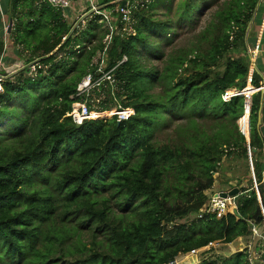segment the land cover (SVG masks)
I'll return each mask as SVG.
<instances>
[{
  "label": "trees",
  "instance_id": "obj_1",
  "mask_svg": "<svg viewBox=\"0 0 264 264\" xmlns=\"http://www.w3.org/2000/svg\"><path fill=\"white\" fill-rule=\"evenodd\" d=\"M110 1L104 0L107 4L100 9L116 5ZM154 3L132 12L137 20L134 34L121 31L117 17L120 31L112 35L104 51L108 32L100 15L91 13L83 19L85 28L80 24L72 28L62 10L46 0L13 1L15 27L8 38L14 50L21 47L16 56L26 62L37 58L48 67L34 77L26 66L14 72L25 77L21 86L14 85L8 75L0 94V116L13 115L3 101L25 92L29 85L34 90L29 93L28 113L11 118L3 130L6 135L0 133V260L4 254L11 264H167L178 254L211 241L231 243L237 236H248L251 225L262 224L264 140L256 122L261 110L264 124V100L260 91L250 94L263 78L255 69L252 86L247 81V51L249 24L261 14L263 0H225L197 34L194 46L161 52L157 59L162 66L148 68L140 56L148 36L171 30L166 23L152 21ZM194 5L184 2L183 13L188 15ZM60 51L67 56L58 61ZM102 53L107 59L105 70L126 56L112 71L120 87L115 96L132 106L135 115L121 122L91 119L76 125L66 116L76 99L72 95L84 75L97 76L91 60ZM155 83L162 93L147 92ZM227 89L228 96H235L223 101L221 95ZM242 89L246 102L237 95ZM216 100L223 105L221 112L214 107ZM184 101L191 102L184 113L213 119L227 116L232 126L221 122V128L207 134L192 120L189 144L172 147L151 142L155 116L172 106L181 108L178 104ZM100 106L108 107L105 102ZM240 117L244 134L237 123ZM244 135L249 137L248 144ZM248 147L260 203L256 190L236 184L238 217L205 214L206 192L221 162L225 157L242 159L247 174ZM250 177L247 180L252 183ZM191 213L194 219L181 222ZM200 213L202 217H197ZM80 229L90 231L87 241ZM74 253L76 258L65 259ZM216 260L202 258L200 264H218Z\"/></svg>",
  "mask_w": 264,
  "mask_h": 264
},
{
  "label": "rangeland",
  "instance_id": "obj_2",
  "mask_svg": "<svg viewBox=\"0 0 264 264\" xmlns=\"http://www.w3.org/2000/svg\"><path fill=\"white\" fill-rule=\"evenodd\" d=\"M225 0H136V2L131 6V13L138 11L141 8H146L148 3H153L151 6V18L154 22H162L170 25L171 30L166 31L168 33H158L152 34L148 36L147 41V48L141 49V63L144 67H152L162 66V61L157 59L159 53L163 52L165 54L171 52L175 48L183 47L189 48L196 44V36L197 34L203 30L209 21L213 17V13L215 10L219 9L222 3ZM184 2L188 4L195 3V5L190 9L188 15L184 14ZM137 8V9H136ZM136 9V10H135ZM189 16V17H188ZM86 21V17L84 18ZM81 22V23H80ZM84 20H80L78 24H80V28H85ZM133 26L137 23V20H134ZM77 24V25H78ZM257 26L254 23L249 24L248 30L250 31L248 35H250V41L248 46V51L254 50V47L258 48L257 57L264 55V52H260L258 39L259 37L256 36L257 40L253 41L254 34L256 33ZM104 31L106 29H103ZM130 34L129 32H126ZM100 34V33H99ZM163 38V40H161ZM253 44V45H252ZM21 47H17L16 50L11 51H4L0 52L4 54L2 56V60L6 66H9L8 73L10 74L8 78L14 83V85L21 86L23 83V75L20 77L19 74L13 73L19 69L22 64V58L17 57L15 52H19ZM247 51V52H248ZM251 53V52H250ZM24 55H28L27 52L23 51ZM67 53L64 51L58 52L56 56V60H61L62 58H66ZM7 55V56H6ZM256 62V60H255ZM254 62V64H255ZM259 63V59L257 60ZM262 64L264 63V56L262 57ZM17 64V65H16ZM263 67V66H262ZM261 67V69H262ZM252 66H249V73L252 71ZM7 74V73H6ZM34 77V76H32ZM248 80V79H247ZM247 85V84H246ZM33 85H29L25 92L14 93L9 100L3 101V104L6 105V111L9 113H13V115L4 114L0 116V133L6 135L4 133V128L11 123V118L13 120L18 119V116H25L28 113L27 108L31 103L32 97L29 99V93L34 92L32 89ZM120 87H117L115 90V94L119 91ZM147 92L152 94L162 93V87L158 84H153L151 88L147 90ZM155 96V95H154ZM246 102V98H245ZM190 103L185 101L181 104H178V107L181 108H174L169 111L159 110L160 112L155 116L153 124V129L150 135V140L156 145H164L168 144L170 146H174L176 144H182L186 142L189 144V135L191 133L190 125L192 124V120L196 122L199 126V130L205 131L207 134H211L220 127V123L223 122L224 126H232V122L228 120L227 116L225 118H208L205 116L198 117L194 115H188V113H184L188 109H190ZM214 107L218 112H221L223 109V105L219 101L214 102ZM249 119V115L247 116ZM17 124V122H14ZM238 123V120H237ZM154 124L156 126H154ZM239 126V123H238ZM202 128V129H201ZM240 131V130H239ZM244 134V131L241 130ZM240 131V132H241ZM245 136V135H244ZM246 138V136H245ZM248 138V137H247ZM249 140V139H248ZM184 154V153H183ZM247 159H248V173L245 174L244 167L245 162L242 159H232L225 157L224 160L220 164V169L218 173H215L213 176L215 181L211 188L212 191H222L225 192L226 190H231L233 187H237L236 184H241L239 187L242 188H253L256 190L257 200L260 203V195L257 191V183L254 180V173L251 172L253 169V165L250 162L251 160V151L250 153L247 152ZM251 176L252 183H249L247 180V176ZM210 191V193L212 192ZM241 192L239 193V195ZM238 201V196H235L234 203L236 208V202ZM111 210L115 213L118 212L117 206L115 205L114 201H110ZM262 209V208H261ZM235 210V209H234ZM234 212V211H233ZM263 211H261L262 213ZM195 218V214L191 213L186 218L182 219L181 222L189 223L192 219ZM56 225H59V222H55ZM69 224V223H66ZM44 224L43 226H45ZM67 227H74L73 225ZM80 234L84 241H87L90 236V231L87 229H80ZM242 241V251L244 252V256L234 255V249L225 245L220 244L217 246V249H213L209 251L206 255H200V261L196 264H200L202 261L203 256L205 259L209 261L214 260L217 258L216 263L218 264H264V259H262V255L264 254V233L259 232L251 233L248 236L241 238ZM233 254V255H232ZM78 255L74 253V255H69L65 259L71 261L73 258H76ZM220 258V259H219ZM221 262V263H220ZM11 264L10 257L4 254L1 255L0 264Z\"/></svg>",
  "mask_w": 264,
  "mask_h": 264
},
{
  "label": "built area",
  "instance_id": "obj_3",
  "mask_svg": "<svg viewBox=\"0 0 264 264\" xmlns=\"http://www.w3.org/2000/svg\"><path fill=\"white\" fill-rule=\"evenodd\" d=\"M52 7L56 9H60L63 12V16L67 21H70V24H72V28H74L78 22L81 20L79 19L80 16H76L75 19L70 18V14L66 12V10L72 8V3L74 0H46ZM124 2V5L122 3ZM136 2V0H117L116 6H114L111 9H100L101 7H97L94 4H91L90 8L92 10V13L100 15L102 23V27L106 29V32H108L104 39L103 43L105 44L104 51L106 50L108 44L110 43L111 37L113 34L118 33L120 31V28L116 26V18L118 17V21L120 26H122L121 31L129 32L131 34H134V26H133V17L131 13V6ZM66 37H62L64 40ZM78 48V46L76 47ZM251 52V53H250ZM258 48H254V50L248 51V60H249V66H252V71L254 67V62L257 58ZM126 56H122L121 60L117 62L116 66L121 64L122 62L126 61ZM23 64L19 69H22L23 67H27L28 75L29 76H35L38 73V70H41L42 72H45L48 65L42 64L37 58H34L31 61L26 62L24 59H22ZM91 64L97 66L95 69L96 77L93 75V73L89 72L86 75L83 76V78L80 80V82L77 84L76 92L72 95V98H78L80 97L81 100H76L72 102L70 110L66 113V116L70 118V120L76 124L80 125L86 120H96V119H115L116 122L126 121L130 119L132 116L135 115V110L132 106H127L122 104L119 99L116 98L115 90L118 87V83L116 79L114 78L112 71L114 70V67L105 70V67L107 66V59L102 54H97L92 60ZM90 64V65H91ZM17 65V64H16ZM17 69V70H19ZM9 66H6L5 63L0 60V94L3 92V84L6 80V77L10 75L8 73ZM252 71L250 74H252ZM7 73V74H6ZM14 73V72H12ZM239 91V90H238ZM244 89L239 91L238 94H241L246 97L244 93ZM257 92L253 88L251 91L250 97L253 93ZM237 94V95H238ZM83 96V98H82ZM232 96H228V89L225 90L221 98L223 101H228L231 99ZM108 100V101H107ZM102 102H105V104L108 105V107L103 110L101 109L100 105ZM241 117L238 119L239 123V130L241 131V125L240 121ZM248 129H249V119H248ZM241 133H243L241 131ZM248 153H250V148L248 147ZM252 163V161L250 160ZM251 172H253V169H251ZM222 191H215L211 192L208 195V204L205 211V214H211L214 215L216 218L224 217L227 213L234 214L235 203L234 199L235 197H221L219 193ZM225 192H228L226 190ZM262 212V224L260 226L257 225H251V233L258 234L259 232L264 233V210L261 209ZM203 214H197V217H202ZM220 244L231 247L230 243H223L221 241H211L206 246H203L198 249H192L186 253H180L177 256H175L172 260H170L167 264H182L183 260H186L191 255H196V260L199 262V256L200 255H206L209 251L213 249H217L216 247ZM203 258H205L203 256Z\"/></svg>",
  "mask_w": 264,
  "mask_h": 264
},
{
  "label": "crops",
  "instance_id": "obj_4",
  "mask_svg": "<svg viewBox=\"0 0 264 264\" xmlns=\"http://www.w3.org/2000/svg\"><path fill=\"white\" fill-rule=\"evenodd\" d=\"M13 1L14 0H0V52H4L7 50V51H11L13 53L12 49H14V48L11 45L10 38H8V33L10 31H7L8 24H9L10 20H12V26H11L10 30L14 29V27H15L13 25L14 23H13V19L11 17ZM103 3H104V0H74L72 3V8L66 10V12L70 14L71 19H75L76 16L77 17L80 16L79 19L83 20L85 17H87L88 15H90L92 13V10L90 8L91 4H94L97 7H103L107 4V3L106 4H103ZM110 3L117 4V0H111ZM262 7H263V10H262L261 14L257 16L256 21L254 22V25H256L257 27L255 28V30H256V33L254 34L255 36L253 37L254 38L253 41H255V39L257 40L256 36L259 37V39H258L259 41L257 40L259 43H257L256 41L255 42H256V44H258L260 52H264V0H263ZM104 9L108 10L111 8L106 7ZM249 42H251V41H249ZM248 44H250V43H248ZM3 55L4 54L0 55V60H2ZM263 56L264 55L260 56V58L257 57L256 62L254 64V70L257 69L259 74L263 78L262 84L264 83V63L262 64V62H261ZM258 59H259V63L257 62ZM2 62H3V60H2ZM261 67H262V69H261ZM248 77L249 78H247L248 79L247 81H249L251 84L252 74L248 75ZM246 84H247V82H246ZM251 86H252V84H251ZM252 87L255 88L254 86H252ZM259 88L260 87H258L257 89L255 88V90L259 91ZM262 100H264V98H262ZM248 139H249V137L248 138L246 137L247 144L249 143ZM254 180H255V178H254ZM210 191H212V190L209 189L206 192V194L209 195ZM212 192H215V191H212Z\"/></svg>",
  "mask_w": 264,
  "mask_h": 264
},
{
  "label": "water",
  "instance_id": "obj_5",
  "mask_svg": "<svg viewBox=\"0 0 264 264\" xmlns=\"http://www.w3.org/2000/svg\"><path fill=\"white\" fill-rule=\"evenodd\" d=\"M122 5H124V2L122 3ZM11 26H12V20L9 21L7 31H10ZM253 70H254V67H253ZM259 91L261 93V97L264 98V83L260 86ZM238 95H241V94H238ZM261 117H262V114H261V110H260L258 113V117H257L256 128H257L261 138L264 140V124L262 123ZM219 195L221 197H227V196L235 197L238 195V188L233 187L228 192H220ZM234 214L237 217L239 216L236 209L234 210ZM230 245L232 246V248L234 249L235 252L242 251L243 244H242L241 238L239 236H237L234 240H232ZM197 262L198 261L196 260V255H191V256H189L188 259L183 260L182 264H196Z\"/></svg>",
  "mask_w": 264,
  "mask_h": 264
}]
</instances>
